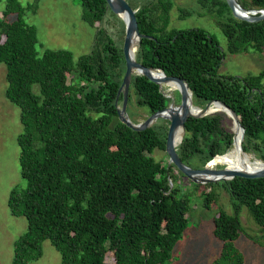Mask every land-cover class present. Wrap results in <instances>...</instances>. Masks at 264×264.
<instances>
[{
    "label": "trees",
    "instance_id": "1",
    "mask_svg": "<svg viewBox=\"0 0 264 264\" xmlns=\"http://www.w3.org/2000/svg\"><path fill=\"white\" fill-rule=\"evenodd\" d=\"M1 1L0 64L6 66L5 97L20 111L18 160L26 184L11 189L7 199L10 215L27 223L25 234L13 243L12 264L41 258L44 241L60 254L61 264H167L187 228L190 205L169 186L176 169L151 157L154 150L165 152L169 122L134 131L117 119L115 100L125 71L124 23L106 0H79L82 20L97 31L90 53L75 60L66 50L39 53L36 30L23 19L30 5ZM200 1L216 17L230 54L264 52V20L235 19L224 0ZM243 1L238 4L245 10L264 9V0H250V6ZM129 5L139 33L151 37L140 39L136 62L183 80L197 107L223 103L244 129L243 151L264 163V70L239 78L218 76L224 53L216 40L203 29H170L169 0H133ZM110 20L119 24L121 41L101 27ZM117 99L119 107L122 94ZM132 99L149 115L170 104L144 76H132L127 106ZM231 122L222 112L188 118L176 148L180 161L201 169L225 154L232 147ZM190 183L204 187L205 209L218 201L215 184L228 193L233 209L232 215L218 211L213 217L212 233L222 246L212 264H245L234 245L244 232L238 217L243 207L259 229L252 243L264 248V178Z\"/></svg>",
    "mask_w": 264,
    "mask_h": 264
},
{
    "label": "rangeland",
    "instance_id": "2",
    "mask_svg": "<svg viewBox=\"0 0 264 264\" xmlns=\"http://www.w3.org/2000/svg\"><path fill=\"white\" fill-rule=\"evenodd\" d=\"M134 1L143 3L148 0ZM169 1L172 4L169 13L170 29H203L216 40L219 49L224 53L217 69L218 76L239 78L247 75H257L264 70V52H253L250 49L247 52L237 54L228 52L227 40L216 24V17L205 10L206 6L200 0ZM236 1L242 3L243 0ZM126 2L129 5L133 0H126ZM243 2L249 6L251 4L250 0H244ZM19 3L22 7L30 5L23 19L26 24L33 26L36 30V49L39 53L44 50H66L72 53L75 60L90 53L94 45V35L97 27L96 29L90 27L82 20L83 9L79 0H19ZM3 8L4 3L1 1L0 14ZM182 11L185 13L184 17H181L180 12ZM14 18V15L9 16V20H14ZM118 25L116 21L110 20L103 23L101 27L106 29V33L112 39L121 41L123 37L119 34L120 26ZM5 75L6 66L0 64V264H12L13 243L25 234L27 223L23 217L10 215L7 199L11 189L22 190L26 184L20 176L18 160L17 137L22 133L20 111L5 97L7 87ZM162 91L165 96L174 99V108H178L180 95L176 91H168L165 86H162ZM33 92L39 94L38 85L33 86ZM120 106L121 104H119ZM127 115L134 124L144 122L149 116L148 110L144 107H138L134 103V99H132L131 105L127 106ZM154 125L166 127L167 122L156 121ZM249 155H252L254 159L256 158L253 154ZM151 157L156 162L168 164V158L164 151L154 150ZM223 167L225 166H209L210 169H221ZM173 174L174 177L172 181H169V186L177 189L178 195L188 200L190 211L187 228L181 240L175 245L172 257L167 264H212L214 259L218 257L222 246V243L212 233L213 217L218 211L233 214L229 195L220 185L215 184L213 190L218 201L209 209H205L202 205L204 187L191 184L177 170ZM238 217L244 232L234 241V245L244 255L245 264H264V248L255 245L250 239L256 238L260 234L246 207L241 208ZM41 247V258L29 264H61L60 254L48 241H44Z\"/></svg>",
    "mask_w": 264,
    "mask_h": 264
},
{
    "label": "water",
    "instance_id": "3",
    "mask_svg": "<svg viewBox=\"0 0 264 264\" xmlns=\"http://www.w3.org/2000/svg\"><path fill=\"white\" fill-rule=\"evenodd\" d=\"M224 1L226 2L228 8L232 13V16L235 19L250 23H256L264 20V9L245 10L238 4L236 0ZM106 3L110 11L116 17L122 20L125 27V34L123 40L125 71L115 100V106L117 107V118L119 122L134 131H143L152 127L154 122L159 119L168 121L169 125L165 145V153L168 158L167 165H172L177 171L183 174L184 177H186L190 182L194 184L204 185L207 183L229 181L238 176H243L247 178H264V163L260 160H257L256 158L255 159L261 166H263V168L254 171L232 170L227 167H223L221 169L209 168V165L214 161L215 158L224 157L226 154L213 157L201 169H193L180 161L179 157L177 156L176 148L182 143L185 134V121L188 118H202L204 116L211 115L212 113H214L209 111V108L212 105H219L222 108L221 111L226 113L228 118H230L232 121V146H234L235 144L236 133L240 132L239 149L243 153H245L242 149L244 129L241 127L238 117L234 114V112L219 101H211L203 108L193 105L194 109H196V112H191L188 106L187 99L185 97V88L188 90L189 88L183 80L171 79L169 77H166L161 70L145 68L139 65L135 60V55H133V41L136 42V47L138 48L141 38L145 37L151 39V37L144 36L139 33L135 18V11L130 8L126 0H106ZM236 11L240 12V14H237ZM157 72H160L162 77H158L154 74ZM132 76H144L149 78L153 83L158 85L160 91L162 90V83H174L180 93V105L177 108L178 110H174V99L170 96H166L170 99V104L168 105V107L149 115L144 122L134 124L127 115L128 91ZM120 94H122V104L120 107H118L117 98ZM179 129L181 130V136L177 140L176 133Z\"/></svg>",
    "mask_w": 264,
    "mask_h": 264
},
{
    "label": "bare ground",
    "instance_id": "4",
    "mask_svg": "<svg viewBox=\"0 0 264 264\" xmlns=\"http://www.w3.org/2000/svg\"><path fill=\"white\" fill-rule=\"evenodd\" d=\"M236 12H237V14H240V12H238V11H236ZM132 47H133V55H135L136 50H137L135 41H133ZM154 74L157 75L158 77L159 76L162 77L160 72H157ZM162 86H165L167 88V90L170 92L176 91L178 94H180L178 89H177V86L174 83H165V84L162 83ZM170 87H172V88H170ZM185 97L187 99L188 106H189V109L191 110V112H196V109H194L193 104H191L192 103V94H191L190 90H188L186 88H185ZM221 110H222V108L219 105H212L209 108V111H211V112H222ZM222 113H224V112H222ZM224 114L226 115V113H224ZM176 136H177L176 138L178 140V138L181 136V130L180 129L177 131ZM239 144H240V132H237L234 146H232L231 149L225 153L226 155L224 157L215 158L214 161L209 166L221 165V166L231 167L234 170H242V171H254V170H258L260 168H263V166H261L258 163V161L253 158L252 155L241 152L239 149Z\"/></svg>",
    "mask_w": 264,
    "mask_h": 264
}]
</instances>
